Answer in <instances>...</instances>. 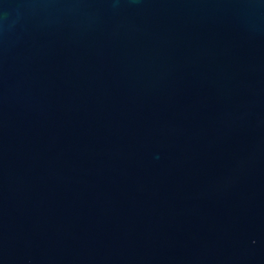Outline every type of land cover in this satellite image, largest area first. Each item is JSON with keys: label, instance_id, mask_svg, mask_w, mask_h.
<instances>
[{"label": "water", "instance_id": "obj_1", "mask_svg": "<svg viewBox=\"0 0 264 264\" xmlns=\"http://www.w3.org/2000/svg\"><path fill=\"white\" fill-rule=\"evenodd\" d=\"M0 264H264V0H0Z\"/></svg>", "mask_w": 264, "mask_h": 264}]
</instances>
